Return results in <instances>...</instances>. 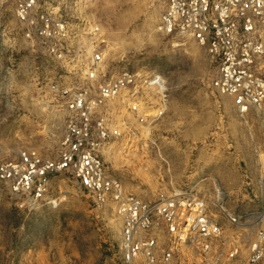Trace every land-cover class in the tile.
<instances>
[{
	"label": "rangeland",
	"instance_id": "obj_1",
	"mask_svg": "<svg viewBox=\"0 0 264 264\" xmlns=\"http://www.w3.org/2000/svg\"><path fill=\"white\" fill-rule=\"evenodd\" d=\"M67 12L84 34L78 43L85 57L102 54L107 81L129 69L167 82L168 110L146 131L123 99L97 115L122 128L104 158L127 192L154 201L192 188L211 198L221 193L229 212L264 214V132L213 88L214 67L203 48L159 31L160 3L73 0ZM53 83L84 86L86 69H66L49 57L27 38L13 6L0 0V163L28 150L58 157L69 115L51 94ZM52 188L59 207L25 210L0 185V264H125L122 222L111 205L96 207L68 177L55 178ZM224 223L233 239L235 229ZM243 242L238 260L228 261L224 251L207 264H245L250 241ZM178 253L174 264L200 262L192 249Z\"/></svg>",
	"mask_w": 264,
	"mask_h": 264
},
{
	"label": "built area",
	"instance_id": "obj_2",
	"mask_svg": "<svg viewBox=\"0 0 264 264\" xmlns=\"http://www.w3.org/2000/svg\"><path fill=\"white\" fill-rule=\"evenodd\" d=\"M2 1L13 6L28 39L66 69L74 64L85 68L87 82L81 87L50 86L51 94L63 99L69 115L57 158L28 150L0 163V185L7 188L15 205L25 210L59 207L52 182L68 177L93 205H111L121 220L125 264H174L180 248L198 254L200 262L195 264H207L224 251L227 260L234 262L241 257L245 240L250 241L245 264H264V214L229 212L221 193L211 198L192 188L149 201L128 193L110 171L104 153H111L110 143L121 136L122 128L98 117L99 110L123 99L146 131L168 110L165 78L123 69L107 81L102 54L96 51L86 58L78 43L84 34L74 30L67 12L73 0ZM155 1L162 8L159 31L203 48L214 67L213 88L231 100L237 115L255 120L264 132V0ZM122 126L128 129L129 125ZM224 222L235 229L236 238L226 237Z\"/></svg>",
	"mask_w": 264,
	"mask_h": 264
},
{
	"label": "snow or ice",
	"instance_id": "obj_3",
	"mask_svg": "<svg viewBox=\"0 0 264 264\" xmlns=\"http://www.w3.org/2000/svg\"><path fill=\"white\" fill-rule=\"evenodd\" d=\"M64 159H67V157H65ZM62 167H64V166H66V165H63V163H62V165H61Z\"/></svg>",
	"mask_w": 264,
	"mask_h": 264
}]
</instances>
